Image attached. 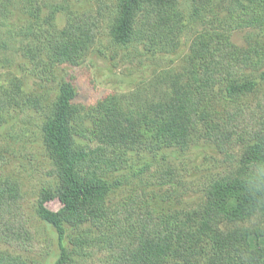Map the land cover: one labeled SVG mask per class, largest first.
I'll return each instance as SVG.
<instances>
[{
	"label": "trees",
	"instance_id": "16d2710c",
	"mask_svg": "<svg viewBox=\"0 0 264 264\" xmlns=\"http://www.w3.org/2000/svg\"><path fill=\"white\" fill-rule=\"evenodd\" d=\"M95 1L94 9L76 14L64 6L65 27L48 36L52 66L81 62L98 42L108 0ZM190 1L189 21L202 30L186 63L158 78L159 100L131 109L113 93L87 111L74 82L60 84L41 129L53 184L42 189L37 208L61 242L54 264H264V41L247 49L231 41L244 14L264 24V0ZM113 8L114 44L150 41L157 29L163 46L179 44L185 23L178 0H117ZM20 87L0 85V112ZM24 99L42 109L39 96ZM201 127L226 164L206 182L202 203L163 213L148 205L143 189L110 200L117 183L109 176L129 167L131 152L188 149ZM5 161L0 154V239L33 251L37 232L21 183L1 173ZM157 174L171 183L181 171L168 163ZM54 198L62 203L58 211L44 205ZM69 227L77 232L69 236ZM0 264L39 263L0 250Z\"/></svg>",
	"mask_w": 264,
	"mask_h": 264
},
{
	"label": "rangeland",
	"instance_id": "374dc122",
	"mask_svg": "<svg viewBox=\"0 0 264 264\" xmlns=\"http://www.w3.org/2000/svg\"><path fill=\"white\" fill-rule=\"evenodd\" d=\"M0 3L6 7L0 9V85L10 87L19 82L21 86L17 100L0 112V154L6 159L1 173L21 183L25 210L39 242L35 250L29 251L0 239V250L20 254L39 264H54L61 251V242L55 229L38 215L37 208L42 189L53 184L46 174L51 164L42 144L41 129L60 84L73 81L77 87V101L85 105L87 111L113 93L123 98L127 108L148 106L161 97L163 86L158 78L186 63L192 40L202 26L189 21L191 1L178 0L185 23L179 44L163 46L166 42L160 37L164 31L157 29L153 30L150 41L118 46L110 38L117 0H108L103 32L87 56L77 64L52 66L48 59V36L65 27L68 15L64 6H69L76 14L94 9L96 1L0 0ZM242 17L237 29L232 31V43L247 49L257 41L263 42L264 24L249 14ZM261 17L264 22V13ZM166 21L164 27L169 33L172 21ZM26 95L39 96L42 109L27 107ZM129 156V167L109 176L117 183L110 200L116 203L143 189L148 192V205L163 213L202 203L206 182L226 167L224 156L203 136L202 127L188 149L174 147L157 153L137 150ZM168 163L176 164L181 171L179 179L171 183L163 182L157 174V170ZM44 205L46 209L58 211L62 203L54 198ZM67 232L70 236L77 229L69 227Z\"/></svg>",
	"mask_w": 264,
	"mask_h": 264
}]
</instances>
